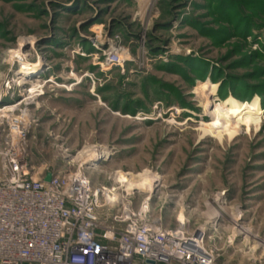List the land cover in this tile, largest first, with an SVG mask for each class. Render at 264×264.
<instances>
[{"label": "rangeland", "instance_id": "rangeland-1", "mask_svg": "<svg viewBox=\"0 0 264 264\" xmlns=\"http://www.w3.org/2000/svg\"><path fill=\"white\" fill-rule=\"evenodd\" d=\"M25 62L43 78L17 86ZM29 86L36 171L140 175L213 264H264V0H0V105Z\"/></svg>", "mask_w": 264, "mask_h": 264}, {"label": "built area", "instance_id": "built-area-1", "mask_svg": "<svg viewBox=\"0 0 264 264\" xmlns=\"http://www.w3.org/2000/svg\"><path fill=\"white\" fill-rule=\"evenodd\" d=\"M106 51L112 63L117 55ZM15 76L17 86L43 78ZM29 88L22 89L25 96L11 92V107L0 110V264H213L203 230L190 231L185 222L165 227L152 213L150 195L136 204L134 190L93 183L84 164L36 171L27 159L33 120L21 108L31 103ZM99 210L114 213L102 219Z\"/></svg>", "mask_w": 264, "mask_h": 264}, {"label": "bare ground", "instance_id": "bare-ground-1", "mask_svg": "<svg viewBox=\"0 0 264 264\" xmlns=\"http://www.w3.org/2000/svg\"><path fill=\"white\" fill-rule=\"evenodd\" d=\"M41 71H42L41 66L39 67V66L23 65L22 68L19 69V71H18V74H19V78L18 79H21V78H24V79H26V78H38L39 74L41 73ZM201 88L208 93V96H212L213 93H214V90H215L214 86H208V84H206V83H204L203 86L201 85ZM30 91H32V88H30ZM19 101H21V100H19ZM1 105H3V106H1ZM1 105H0V110H6V109L11 107V105L9 103H3ZM206 106H205V110H207ZM229 107H231V106H229ZM229 107H227V106L224 107L223 106V108H224V110L222 109L223 115H228L229 116V115L232 114L233 110H232V108H229ZM103 156H104V154L103 155L100 154V155H97L95 157L93 155L92 157H94V160L96 159L98 161V158L100 159V157H103ZM92 161H93V158H92ZM125 175L128 177L126 179L124 177V179L126 181V184H127V187H125V188L128 191H130V189L133 190V188H138V189L143 188L142 187V183H144V182H142V181L144 180V178H141L140 175H134L132 173H126ZM153 179H154L153 180L154 182L157 181L155 178H153ZM122 180H123V178H122ZM175 243H177V240H175ZM177 247H179V245H177Z\"/></svg>", "mask_w": 264, "mask_h": 264}, {"label": "water", "instance_id": "water-1", "mask_svg": "<svg viewBox=\"0 0 264 264\" xmlns=\"http://www.w3.org/2000/svg\"><path fill=\"white\" fill-rule=\"evenodd\" d=\"M50 178H51V174L50 173H48L45 177H44V180L45 181H49L50 180ZM148 264H153V262L152 261H148L147 262Z\"/></svg>", "mask_w": 264, "mask_h": 264}]
</instances>
